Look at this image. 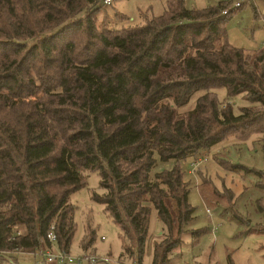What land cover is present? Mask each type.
<instances>
[{
  "label": "trees",
  "instance_id": "obj_1",
  "mask_svg": "<svg viewBox=\"0 0 264 264\" xmlns=\"http://www.w3.org/2000/svg\"><path fill=\"white\" fill-rule=\"evenodd\" d=\"M98 1L0 0V250L49 248L53 226L69 252V199L96 171L105 192L91 199L120 230L118 258L142 263L155 209L167 231L150 264H171L194 209L180 161L230 137L257 135L264 146V47L229 43L230 1L193 9L165 0L162 14L118 30L99 28L97 10L76 17ZM239 94L249 104L235 113L228 100ZM157 161L171 166L152 173ZM231 169L254 173L264 190V170ZM94 235L89 229L82 252Z\"/></svg>",
  "mask_w": 264,
  "mask_h": 264
},
{
  "label": "rangeland",
  "instance_id": "obj_2",
  "mask_svg": "<svg viewBox=\"0 0 264 264\" xmlns=\"http://www.w3.org/2000/svg\"><path fill=\"white\" fill-rule=\"evenodd\" d=\"M220 1H230L226 9L234 13L225 24L229 43L246 51L263 48L264 0H185V6L203 9ZM165 8V0H111L109 4L99 0L86 6L76 17L97 10L94 17L99 28L118 30L145 24L153 16L162 14ZM215 92L218 99L226 103V89L219 88ZM200 94L195 93L178 112L192 109ZM228 101L233 104L235 113L249 104L242 94ZM259 139L257 135L246 141L230 137L193 158L180 161L184 180L190 183L188 202L194 209L192 222L183 225L179 248L169 254L171 264H228L229 255L234 264H264V230L261 229L264 227V190L258 187L259 178L254 173L231 169L232 165H243L264 170V146ZM168 166L171 163L157 161L152 173ZM85 175L86 185L69 199L75 207L76 223L69 253H82V242L91 229L95 234L94 242L85 252L118 258L122 251L120 230L104 205L91 199L93 191L100 195L105 192L99 187V173ZM168 205L176 230L177 208L173 200L168 201ZM166 231L156 210L152 209L143 264L151 263L153 243L161 241ZM195 232L197 234H193ZM11 254L10 259L5 257L6 261L1 264H11L14 260L18 264H59L43 262L34 253Z\"/></svg>",
  "mask_w": 264,
  "mask_h": 264
},
{
  "label": "built area",
  "instance_id": "obj_3",
  "mask_svg": "<svg viewBox=\"0 0 264 264\" xmlns=\"http://www.w3.org/2000/svg\"><path fill=\"white\" fill-rule=\"evenodd\" d=\"M103 2L109 4L111 0H103ZM236 6H239V3H236ZM224 13H226V10L223 11V14ZM46 237L51 246L46 249L38 248L34 252V254L38 255L43 262L57 261L59 264H143L135 261L121 260L117 257H112L111 255H97L89 254L87 252L75 255L63 251L56 245V235L53 231V226L50 227ZM101 239H104V237H101ZM7 254L8 253L0 250V256L10 259V256Z\"/></svg>",
  "mask_w": 264,
  "mask_h": 264
}]
</instances>
